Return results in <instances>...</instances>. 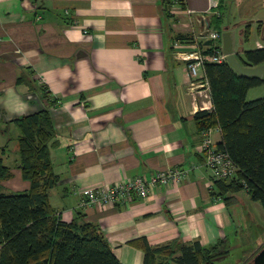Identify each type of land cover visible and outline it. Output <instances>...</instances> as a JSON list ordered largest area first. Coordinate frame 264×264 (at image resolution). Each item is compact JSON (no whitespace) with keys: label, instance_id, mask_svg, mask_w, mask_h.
<instances>
[{"label":"crops","instance_id":"crops-1","mask_svg":"<svg viewBox=\"0 0 264 264\" xmlns=\"http://www.w3.org/2000/svg\"><path fill=\"white\" fill-rule=\"evenodd\" d=\"M250 1L249 12L238 11ZM218 15L222 27L249 25L250 36L261 35L251 49L264 46V0H219L217 8L210 0H0V149L10 140L0 156L13 174L4 191L28 186L15 166L17 145L10 143L19 130L9 120L46 108L58 142L51 148L59 181L50 203L62 221L80 213L96 224L121 264H144L145 243L176 249L220 242L229 250L224 257L243 243L259 250L263 207L245 189L222 192L213 182L194 119L199 109L211 110L209 89L186 88L191 75L183 56L205 50L203 21L216 30ZM198 75L203 82L202 69ZM35 79L46 101L41 87L27 90ZM212 127L216 144L220 129ZM168 167L188 172L178 185L153 186L124 205H79L88 188L149 180ZM178 254L156 261L182 264Z\"/></svg>","mask_w":264,"mask_h":264},{"label":"trees","instance_id":"trees-1","mask_svg":"<svg viewBox=\"0 0 264 264\" xmlns=\"http://www.w3.org/2000/svg\"><path fill=\"white\" fill-rule=\"evenodd\" d=\"M212 20L216 30L221 31V16ZM249 36V25H245L243 42ZM200 45H205L202 54L212 51L207 44ZM236 57L243 65L264 63V46L239 51ZM202 70L212 108L199 109L194 119L199 130L219 127L221 139L216 145L228 152L237 167L230 179L213 182L222 192L245 189L264 210V94L255 99L246 97L250 88L264 83V78L241 75L227 61H206ZM15 82L21 83L23 78ZM37 88L46 101V92L36 79L27 86L31 92ZM8 123L19 130L15 166L28 186L20 191H4L2 182L13 174L0 156V264H121L96 224L84 220L80 213L70 222L62 221L50 203L49 192L59 176L51 160V148L58 142L49 111L45 108L21 115ZM143 251L144 264H162L156 261L158 254L171 257L176 251L179 254L175 259L182 264H220L229 252L220 242L213 246L194 242L176 249L145 243Z\"/></svg>","mask_w":264,"mask_h":264},{"label":"built area","instance_id":"built-area-1","mask_svg":"<svg viewBox=\"0 0 264 264\" xmlns=\"http://www.w3.org/2000/svg\"><path fill=\"white\" fill-rule=\"evenodd\" d=\"M211 7L217 8L219 0H210ZM202 40L211 39L208 45L211 52L208 54H188L183 59L188 61L189 74L191 79L187 85V92L194 93L201 85L208 84L206 80L200 81L198 72L206 61L220 63L226 61V54L222 51L220 44V31L209 30L203 27L199 34ZM216 128V127H215ZM213 127H208L202 131L198 148L204 156V166L215 180H228L236 172L237 167L230 158L228 152L217 147L211 138ZM187 169L178 167H168L156 171L149 180H143L140 176L126 178L112 184H103L98 187L85 190V196L80 200L81 207H103L124 205L135 198L147 196L151 187L156 185H178L187 174Z\"/></svg>","mask_w":264,"mask_h":264},{"label":"water","instance_id":"water-1","mask_svg":"<svg viewBox=\"0 0 264 264\" xmlns=\"http://www.w3.org/2000/svg\"><path fill=\"white\" fill-rule=\"evenodd\" d=\"M202 20V19H201ZM205 28L209 29L208 20ZM244 29L236 32L233 25H225L221 29L222 51L226 54V61L239 74L244 76H257L264 78V63L258 65H243L236 57V53L243 50L242 34ZM206 44L211 43V39L206 40ZM246 264H264V245L255 253V255Z\"/></svg>","mask_w":264,"mask_h":264},{"label":"rangeland","instance_id":"rangeland-1","mask_svg":"<svg viewBox=\"0 0 264 264\" xmlns=\"http://www.w3.org/2000/svg\"><path fill=\"white\" fill-rule=\"evenodd\" d=\"M253 3L254 2L250 1V2H247V4H246V2H245L244 4H242L240 6L241 8L238 11L244 10V13L249 12V9H251L252 6L254 5ZM236 10L237 9L233 7V9L231 10V14H234V12L236 13ZM255 38H258L259 40H261V35L255 36V33H254L252 36H249V40L245 41L242 44V46L246 49L253 48L255 46ZM263 94H264V86L263 85L255 86L254 89H251L249 91L247 99L255 98V97H257V95L262 96ZM13 128L14 129L11 130V135H12V133L15 132V130H17L14 126H13ZM15 144H16V141L11 142L10 148H13ZM14 152L17 154L16 150ZM9 158H10L9 161L11 162L12 156L10 155ZM18 191H20V190H18ZM240 245H243V246L242 247L240 246L239 248L232 249L230 251L229 255H227L223 259L219 260V263L220 264H246L255 255V253L258 251V247H257L258 244L243 243Z\"/></svg>","mask_w":264,"mask_h":264}]
</instances>
